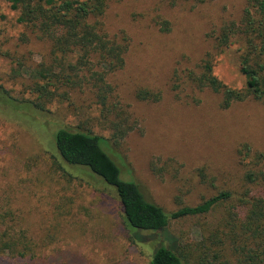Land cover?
I'll list each match as a JSON object with an SVG mask.
<instances>
[{
    "label": "rangeland",
    "instance_id": "1",
    "mask_svg": "<svg viewBox=\"0 0 264 264\" xmlns=\"http://www.w3.org/2000/svg\"><path fill=\"white\" fill-rule=\"evenodd\" d=\"M249 2L108 0L98 19L100 31L110 38L125 36L128 50L124 66L107 75L110 113L103 117L90 86L58 89L52 79L39 78L50 64V43L31 25L18 23L19 13L0 0V85L18 101L38 99V86L48 81L53 94L47 112L32 113L29 121L0 108L2 229L23 231L36 254L31 261L0 255V264H52L60 255L65 264H147L154 248L152 242H130L115 190L46 147L33 126L38 120L48 127V136L58 127L83 125L108 137L109 123L122 112L134 128L115 151L148 199L168 213L196 206L219 190L241 191L250 168L264 172V100L248 97L223 109L221 93L190 79L210 60L220 82L245 88L236 36L228 48L215 46L223 26H239ZM142 91L150 97L139 99ZM243 146L250 154L244 156ZM250 191L264 197L262 184ZM228 210L240 217L246 211L233 198L206 215L171 221L165 244L198 264L200 241L216 233L224 241L208 242L210 255L219 254L218 264H232L238 254L224 228Z\"/></svg>",
    "mask_w": 264,
    "mask_h": 264
},
{
    "label": "trees",
    "instance_id": "2",
    "mask_svg": "<svg viewBox=\"0 0 264 264\" xmlns=\"http://www.w3.org/2000/svg\"><path fill=\"white\" fill-rule=\"evenodd\" d=\"M2 1L9 3L11 9L19 13L18 23L31 25L39 34L38 37L50 43V64L39 72V78L52 79L58 89L78 90L90 86L101 106L102 116L108 117L110 108L107 97L112 88L106 78L124 66V56L128 50L125 36L110 38L100 31L98 19L103 16L108 0ZM195 1L203 3L209 0ZM220 31L215 49L228 48L233 44L231 37L236 36L239 44V70L245 77V88L234 90L220 82L213 74L210 60L202 62L199 75L190 73L191 81L197 87H207L213 92L221 93L223 109L248 97L256 101L264 100V0H250L239 26L231 22ZM49 85L50 81L39 85V98L27 101L10 97L8 91L0 85V108L10 111L23 121H29L27 117L32 113L47 112L46 101L50 95L53 96L48 90ZM137 97L144 100L150 94L142 91L137 93ZM121 116L122 112L117 115L116 121L109 123L108 137L96 134L91 129H84L83 125L77 128L67 125L58 127L50 136L47 134L48 127L41 120L33 126H36V132L45 146L66 164L88 168L115 190L122 213V224L130 242L154 243L147 264H189L186 256L164 242V233L169 223L186 217L206 215L214 208L231 202L233 198L246 211L240 217L228 210L224 218V228L230 231L229 235L234 239L235 252L238 254L232 264H264V197L254 196L250 191L251 185H264V172L250 168L244 173L241 191L219 190L196 206H182L168 213L148 199L146 188L133 177L131 169L115 151L134 128L127 118ZM242 149L244 156L250 154L249 147L243 146ZM260 157L264 158V154ZM5 221L0 214V255L33 260L36 254L25 233L15 232L11 227L2 229ZM223 241L224 238L221 239L216 233L202 239L201 246L196 249L198 264H218L219 254L210 255V248L206 244H222ZM51 262L65 264L61 255Z\"/></svg>",
    "mask_w": 264,
    "mask_h": 264
}]
</instances>
